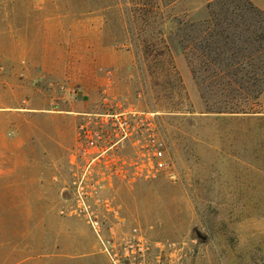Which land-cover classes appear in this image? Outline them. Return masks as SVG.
<instances>
[{
  "label": "rangeland",
  "instance_id": "obj_1",
  "mask_svg": "<svg viewBox=\"0 0 264 264\" xmlns=\"http://www.w3.org/2000/svg\"><path fill=\"white\" fill-rule=\"evenodd\" d=\"M248 9L243 0H0V264H112L101 240L128 264L135 238L182 246L149 264H264V79L254 78L264 67H242L246 38L226 39L233 25L247 30L245 17L264 44V19ZM160 32L179 78L136 39ZM129 110L155 115L170 166L150 180L104 178L92 227L67 191L78 113Z\"/></svg>",
  "mask_w": 264,
  "mask_h": 264
},
{
  "label": "built area",
  "instance_id": "obj_2",
  "mask_svg": "<svg viewBox=\"0 0 264 264\" xmlns=\"http://www.w3.org/2000/svg\"><path fill=\"white\" fill-rule=\"evenodd\" d=\"M78 116L75 144L69 161V170L74 172L75 179L67 191L73 196L72 211L86 216L88 223L95 227L98 223L92 217L91 207L94 205L90 200L96 201L95 206L101 202L104 178L122 176L133 181L150 180L169 168L171 157L153 113L129 110L78 113ZM124 148L130 150L127 157L120 153ZM118 153L125 161L119 159ZM124 165L128 167L125 173L119 170ZM101 242L112 264H116L115 249ZM182 250V246L173 241L149 243L143 238H135L127 244L124 259L128 264H149L150 257L181 253Z\"/></svg>",
  "mask_w": 264,
  "mask_h": 264
},
{
  "label": "trees",
  "instance_id": "obj_3",
  "mask_svg": "<svg viewBox=\"0 0 264 264\" xmlns=\"http://www.w3.org/2000/svg\"><path fill=\"white\" fill-rule=\"evenodd\" d=\"M154 4L155 3L152 2V4H151L152 5L151 6L152 9L156 8V6ZM247 6H248V8H249L248 10L250 12L253 11V12L257 13L255 11V9L251 5L247 4ZM153 18H155V17H153ZM154 23H155V19H152V20L149 19V20L145 21L144 26L145 27L149 26V25L153 26ZM241 25L247 27L248 35H247V32H245V34L243 35L241 31H236V29L238 27V25L236 24V25H233V28H234L235 32L231 36H229V35L227 36L226 35L227 38L226 37L225 38L226 39H228V38L231 39L232 37L233 38L235 37V38H237V40H239V37L240 38H246V42H248V43H249V39L250 38H252L254 40L255 36L253 34V31L252 32L249 31V29L252 28V22L248 18L241 17ZM136 39L138 41H139V39L141 40V45H142L143 49H147V50H150V52H153V56L151 58L152 61H154V62L165 61V62H161V64L166 66L165 70L167 71V76L169 77V79H171V78L175 79L177 77L179 78L178 73L175 71V68H174V66L172 64V59H171V56H170V53H169L168 46H167L166 41H165L163 35L161 34V32L158 33V34L146 33L144 35H142V34L141 35H137ZM258 39H262L263 40V37H260L258 35ZM167 58L169 59L168 61H166ZM263 91H264V84H263L262 88L259 90V92L257 94L259 95Z\"/></svg>",
  "mask_w": 264,
  "mask_h": 264
},
{
  "label": "crops",
  "instance_id": "obj_4",
  "mask_svg": "<svg viewBox=\"0 0 264 264\" xmlns=\"http://www.w3.org/2000/svg\"><path fill=\"white\" fill-rule=\"evenodd\" d=\"M243 1L246 3V5L247 4L251 5L255 9L257 14H259L264 19V0H243ZM240 31L242 32L243 35L245 34V32H247V35H248V30L246 31L245 29L244 30L242 29ZM249 31H252V29H249ZM253 34L255 36L254 40L249 41V43L243 42L239 46V56H240L241 62L243 63V65H241L242 67L245 66L247 68L253 67L255 69H259V67L260 68L264 67V64H263L264 63V44H263V40L258 39L259 32L253 31ZM234 51L237 52L238 50H234ZM254 78L264 79L263 75L262 76L256 75ZM247 79H250V76ZM260 98H261V102L264 104V91L261 94ZM262 122H263L262 128L264 129V117H262ZM22 146L23 145H19V147H22ZM52 179H56V176H53ZM244 186L245 185H243V187ZM245 187H247V185ZM12 194H15L16 196H18V195H21V192L19 193V191L16 190L15 192H12ZM240 196L241 198L243 197V201H246L244 194L241 193ZM247 201H248V198H247ZM261 205L263 204L261 203ZM259 210H264V208L261 207L259 208Z\"/></svg>",
  "mask_w": 264,
  "mask_h": 264
}]
</instances>
